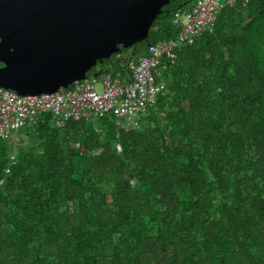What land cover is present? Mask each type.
Instances as JSON below:
<instances>
[{
	"label": "trees",
	"instance_id": "trees-1",
	"mask_svg": "<svg viewBox=\"0 0 264 264\" xmlns=\"http://www.w3.org/2000/svg\"><path fill=\"white\" fill-rule=\"evenodd\" d=\"M176 55L137 128L47 114L20 145L0 138V264H264V0L223 8ZM129 60L104 67L124 80Z\"/></svg>",
	"mask_w": 264,
	"mask_h": 264
},
{
	"label": "water",
	"instance_id": "water-1",
	"mask_svg": "<svg viewBox=\"0 0 264 264\" xmlns=\"http://www.w3.org/2000/svg\"><path fill=\"white\" fill-rule=\"evenodd\" d=\"M192 1L0 0V87L52 94L107 72L125 49L131 63L153 25Z\"/></svg>",
	"mask_w": 264,
	"mask_h": 264
},
{
	"label": "built area",
	"instance_id": "built-area-1",
	"mask_svg": "<svg viewBox=\"0 0 264 264\" xmlns=\"http://www.w3.org/2000/svg\"><path fill=\"white\" fill-rule=\"evenodd\" d=\"M238 2L246 0H196L189 10L176 12L172 20L180 29L176 39L151 45L147 55L129 65L124 80L105 72L69 89L38 96H21L0 87V138L20 145L25 129L37 125L47 114L58 126L71 120L98 121L110 115L118 128L129 131L139 127L140 116L154 107L159 97L170 94L165 74L176 60V52L193 45L202 32L214 27L220 10ZM15 157L11 156L12 162Z\"/></svg>",
	"mask_w": 264,
	"mask_h": 264
},
{
	"label": "flooded vegetation",
	"instance_id": "flooded-vegetation-1",
	"mask_svg": "<svg viewBox=\"0 0 264 264\" xmlns=\"http://www.w3.org/2000/svg\"><path fill=\"white\" fill-rule=\"evenodd\" d=\"M148 44H149V42H147V41H142V42H140V43L137 44V50H136L137 56L139 54V56L137 58L140 57L141 51H143L144 47H147ZM131 53H132L131 49H125V50H123L122 54H119V55H116V56L126 57L128 54L131 55ZM3 66L4 65L1 64L0 68H2Z\"/></svg>",
	"mask_w": 264,
	"mask_h": 264
},
{
	"label": "rangeland",
	"instance_id": "rangeland-1",
	"mask_svg": "<svg viewBox=\"0 0 264 264\" xmlns=\"http://www.w3.org/2000/svg\"><path fill=\"white\" fill-rule=\"evenodd\" d=\"M195 1H196V0H193V1H192V4H194V3H195ZM91 74H92V73H90V75L88 76V77H89V79H91V78L93 77V74H92V75H91Z\"/></svg>",
	"mask_w": 264,
	"mask_h": 264
}]
</instances>
